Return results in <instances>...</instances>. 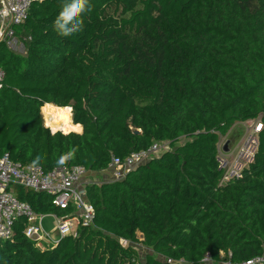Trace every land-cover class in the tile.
Returning <instances> with one entry per match:
<instances>
[{
    "label": "trees",
    "instance_id": "16d2710c",
    "mask_svg": "<svg viewBox=\"0 0 264 264\" xmlns=\"http://www.w3.org/2000/svg\"><path fill=\"white\" fill-rule=\"evenodd\" d=\"M65 2L32 0L16 27L25 54L0 41V157L102 171L154 141L173 149L136 178L88 184L96 217L76 235L42 247L19 218L14 237L0 241V264H196L207 253L242 264L264 255V0H90L83 30L67 37L53 27ZM51 104L72 107L83 131L52 132L42 113ZM250 119L262 121L254 159L220 185V134ZM14 190L40 213L71 212ZM137 233L156 256L141 260L119 240Z\"/></svg>",
    "mask_w": 264,
    "mask_h": 264
},
{
    "label": "built area",
    "instance_id": "2783aa9c",
    "mask_svg": "<svg viewBox=\"0 0 264 264\" xmlns=\"http://www.w3.org/2000/svg\"><path fill=\"white\" fill-rule=\"evenodd\" d=\"M31 3L32 0H0V38L13 35L16 27L24 23ZM3 81L4 72L0 69V87H2ZM256 120L257 124L253 127L252 134H257L258 138V133L262 130V121ZM247 136H250L249 133ZM159 149L160 142L154 141L148 148L134 151L125 158L113 157L106 171L112 173L114 179H122L139 166L150 161ZM255 151L256 149L253 153V159ZM232 163L229 158L223 163L219 162V168L225 170L220 185L241 177L244 168L248 165L243 167L241 171L235 170L230 174L229 164ZM87 172L86 166L81 164L57 166L49 171H44L41 166L23 165L14 161L8 153L0 157V241L12 239L15 234L16 222L19 218L24 217L25 235L36 241L37 245L41 243L45 245L43 220L46 213L36 211L29 202L21 200L14 190L15 185H20L26 190L49 195L52 204L59 209H71V212L66 215L52 214L55 220L54 229L61 237L76 235L79 227H87L93 224L96 209L88 197L87 183L84 181ZM120 242L124 246L127 245L124 239H121ZM53 243L54 241H50V244ZM168 262H172L171 259ZM196 264L232 263L227 260L214 261L211 255L207 253L201 262ZM242 264H264V255Z\"/></svg>",
    "mask_w": 264,
    "mask_h": 264
},
{
    "label": "rangeland",
    "instance_id": "374dc122",
    "mask_svg": "<svg viewBox=\"0 0 264 264\" xmlns=\"http://www.w3.org/2000/svg\"><path fill=\"white\" fill-rule=\"evenodd\" d=\"M0 41L6 42L8 48L16 53L19 54L26 53L24 39L22 38L21 30H19V28L15 29V33L9 37L7 36L1 37ZM68 116L70 117L71 122L75 124L72 110ZM256 124H257V120L250 119V120L238 121L235 124H233L226 133L220 134V140L216 145L219 151L218 161L220 163H223L229 158V161L231 163L233 162L232 164H229L230 174H232V172H234L235 170L239 172L247 164L252 163L253 153L258 144L257 134H252L253 133L252 129L253 127H255ZM45 125H47L46 119H45ZM76 126L78 127V130L74 132H78L80 130V126L79 125ZM51 131L53 132V130ZM248 133L250 135L249 137L247 136ZM247 138L249 139L247 140ZM184 141H185V137L183 136L179 144L183 143ZM227 142H228V151H225L224 145ZM170 149L172 150L173 148H170L167 141L160 142V149L152 159H156V158L159 159L165 151H168ZM237 155L239 156L238 158L235 159ZM135 171L134 172L132 171L133 173H131L130 177L136 178L138 173L136 174ZM113 180L114 178L112 176V173L106 170L99 171L93 169H88L87 175L84 178V181L87 183V185L91 183H95L98 184L99 186H101L104 183H111ZM54 226H55V220L53 217L46 218L45 220H43V229L45 232V239H44L45 244H50V241L57 242L61 238V235L54 229ZM121 239H124L127 244H131L132 246H135L138 249L141 260H144L148 254H152L156 256V253L153 252V249L144 243L143 237L141 236L140 233H137L136 237L133 239L119 237V240ZM39 246L45 247V245L42 243ZM222 258L223 260H226L224 253H222Z\"/></svg>",
    "mask_w": 264,
    "mask_h": 264
},
{
    "label": "clouds",
    "instance_id": "9594fccd",
    "mask_svg": "<svg viewBox=\"0 0 264 264\" xmlns=\"http://www.w3.org/2000/svg\"><path fill=\"white\" fill-rule=\"evenodd\" d=\"M90 0H66L61 11L53 22L54 30L61 36H72L81 32L84 27V15L92 10ZM76 149L64 154L60 163L66 162L67 159L74 156ZM41 157H37V162Z\"/></svg>",
    "mask_w": 264,
    "mask_h": 264
},
{
    "label": "bare ground",
    "instance_id": "6f19581e",
    "mask_svg": "<svg viewBox=\"0 0 264 264\" xmlns=\"http://www.w3.org/2000/svg\"><path fill=\"white\" fill-rule=\"evenodd\" d=\"M71 107H59L51 104L48 107L42 108L44 120L46 119L47 127L53 132L62 131L70 133L71 131L78 130L77 124H73L68 116L71 113Z\"/></svg>",
    "mask_w": 264,
    "mask_h": 264
},
{
    "label": "crops",
    "instance_id": "0c3cea01",
    "mask_svg": "<svg viewBox=\"0 0 264 264\" xmlns=\"http://www.w3.org/2000/svg\"><path fill=\"white\" fill-rule=\"evenodd\" d=\"M77 125L80 126V130H79L78 132L83 131V127H82V125H81V124H77ZM52 214H54V213H46V216L44 217V220H45L46 218L53 217ZM54 228H55V226H54ZM48 242H49V241H48ZM48 245H49V244H48Z\"/></svg>",
    "mask_w": 264,
    "mask_h": 264
},
{
    "label": "water",
    "instance_id": "95a60500",
    "mask_svg": "<svg viewBox=\"0 0 264 264\" xmlns=\"http://www.w3.org/2000/svg\"><path fill=\"white\" fill-rule=\"evenodd\" d=\"M57 132V131H56ZM224 150L228 151V142L224 145Z\"/></svg>",
    "mask_w": 264,
    "mask_h": 264
}]
</instances>
